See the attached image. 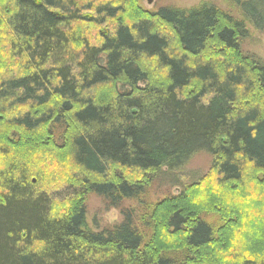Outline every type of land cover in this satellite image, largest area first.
Segmentation results:
<instances>
[{
	"label": "trees",
	"instance_id": "16d2710c",
	"mask_svg": "<svg viewBox=\"0 0 264 264\" xmlns=\"http://www.w3.org/2000/svg\"><path fill=\"white\" fill-rule=\"evenodd\" d=\"M230 1L241 20L208 4L0 0V264H264L248 256L264 227L230 236L242 215L264 224L258 190L231 200L247 181L264 190V63L242 51L264 0ZM197 152L216 178L149 203L157 175ZM43 160L77 190L56 215L27 181ZM90 195L121 223L89 230Z\"/></svg>",
	"mask_w": 264,
	"mask_h": 264
},
{
	"label": "rangeland",
	"instance_id": "374dc122",
	"mask_svg": "<svg viewBox=\"0 0 264 264\" xmlns=\"http://www.w3.org/2000/svg\"><path fill=\"white\" fill-rule=\"evenodd\" d=\"M138 1H139L138 6L140 7L142 12L154 11L157 10V8H167V9L170 8L178 11L179 10L189 11L190 9L200 7L202 4H208L210 6L213 5L214 7L219 8L220 10L228 13L233 18L241 20L238 8H236L230 0H151V3L148 2L149 0H138ZM136 15L137 14H132L131 18L125 17L124 19L126 21H134L135 19L133 20V18H135ZM246 29L248 30V34L246 36L245 41H243L242 43V51L245 54L254 56L256 59H259L264 63V30H255L251 28L248 24H246ZM103 31H105V28L101 29V32ZM98 96L99 99L101 96H104V93H98ZM43 161L44 163L40 166V169H38L37 167L36 169H34L35 171H38V174L36 172H32V174H37V175L28 178L27 181H29L33 186L31 188L32 193L34 194L49 193L53 197L52 208H54L55 212L52 211L51 213L56 215L59 214L57 213L58 211H64L65 209L63 204L64 200H66L65 196L67 195V193L65 192L77 191V190L76 187L72 186V183H70L67 180H64L65 178L63 177V171L60 167L61 164H57L56 162L49 160H43ZM1 163L2 161L0 160V165ZM211 168H212L211 156L206 152H197L195 155H193L190 159L186 161L185 165L176 168L175 170L170 171L167 168H164V170H162L157 175L154 182L152 183L154 185L151 186L152 188L149 190L147 194L148 195L147 200L149 201V203L155 204V202L165 199L167 196H177L182 192H186L185 189L187 190V188H189L190 186L193 185L198 186L202 179L210 178L209 180L211 183L212 181L211 178H216L215 174H212ZM39 173H41V175H39ZM210 183L208 182V184ZM245 183H246V187L244 194H242V196L236 197V199L231 198V200L238 202V200L242 201V199L245 198L249 199L251 198V196L248 195H251L250 192H253V190L255 189L258 190L257 193H259L258 195L260 196V198H262L260 199L259 202L263 205L264 190H262L261 187H258L255 183L252 184L249 183L248 181ZM207 189L201 187L197 191H194L195 193H197L196 197L194 198L197 197L200 198L201 190L208 191ZM202 200L204 199L201 198L198 201V203L199 202L203 203ZM123 206H124L123 208H128L129 210L134 209V203L131 204L125 202ZM263 209L264 207L262 206L258 207L259 211H263ZM244 210L246 211L247 214L251 213L252 211L250 206L249 207L246 206ZM86 212L87 213L85 217V223L87 224L88 229L92 230L93 232H101L102 229L111 228L112 226L121 223L120 211L113 208L106 209L103 204V201L95 196L90 195L87 197ZM242 216L243 218L242 221L240 222L241 224L239 223V227H241V229L238 231L239 227L238 228L236 227L230 232V236L232 235L231 237L233 238L232 241L240 240L239 238H236V236L239 235L240 237L241 234L244 233L247 235L248 238V234L246 233L247 231L246 229L248 228L252 229L254 227H257L261 229L262 227H264V224L260 225L258 221H256V225L254 226L255 223L249 220L250 217L248 215H242ZM244 216L245 218H247L246 220H248L249 222L246 223L244 221ZM209 217L215 219V216L210 215ZM242 224L244 227H242ZM234 233L237 234L235 235ZM244 241H249V239L246 240L244 239ZM248 254H249L248 256H250L252 259L256 257L264 258V251L261 250L259 247H257L256 249H250ZM246 255L247 254H245L244 256Z\"/></svg>",
	"mask_w": 264,
	"mask_h": 264
},
{
	"label": "water",
	"instance_id": "95a60500",
	"mask_svg": "<svg viewBox=\"0 0 264 264\" xmlns=\"http://www.w3.org/2000/svg\"><path fill=\"white\" fill-rule=\"evenodd\" d=\"M148 2L151 3V0H149Z\"/></svg>",
	"mask_w": 264,
	"mask_h": 264
},
{
	"label": "bare ground",
	"instance_id": "6f19581e",
	"mask_svg": "<svg viewBox=\"0 0 264 264\" xmlns=\"http://www.w3.org/2000/svg\"><path fill=\"white\" fill-rule=\"evenodd\" d=\"M167 9V8H166Z\"/></svg>",
	"mask_w": 264,
	"mask_h": 264
}]
</instances>
